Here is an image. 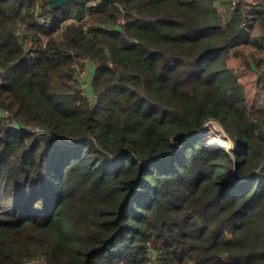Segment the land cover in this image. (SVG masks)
<instances>
[{"label":"trees","instance_id":"obj_1","mask_svg":"<svg viewBox=\"0 0 264 264\" xmlns=\"http://www.w3.org/2000/svg\"><path fill=\"white\" fill-rule=\"evenodd\" d=\"M52 1L0 0V264H264V116L216 0Z\"/></svg>","mask_w":264,"mask_h":264},{"label":"crops","instance_id":"obj_2","mask_svg":"<svg viewBox=\"0 0 264 264\" xmlns=\"http://www.w3.org/2000/svg\"><path fill=\"white\" fill-rule=\"evenodd\" d=\"M226 3L230 5L229 0L216 2L223 18L224 29L236 32L237 50L241 51L240 47L247 45L248 53L254 57L248 63L242 57L236 58V70L246 90L248 107L250 111L264 116V32L257 23L253 22V11L259 0H236V14L233 18H231L230 8H227L223 15L221 14L219 5H226Z\"/></svg>","mask_w":264,"mask_h":264},{"label":"rangeland","instance_id":"obj_3","mask_svg":"<svg viewBox=\"0 0 264 264\" xmlns=\"http://www.w3.org/2000/svg\"><path fill=\"white\" fill-rule=\"evenodd\" d=\"M217 1L218 0H216V2ZM233 1L234 0H229V4L230 5H228L227 3H226V5H221V4L219 5L220 11H221V14L222 15L225 13V10L227 8H230L232 10L231 11V18L234 17V15L236 14V7H235L236 6V0L234 1L235 3H233ZM225 6H227V7H225ZM229 6H232V7H229ZM85 18H89V17H87V15L86 16H82L79 13L76 12V13H74L69 18V20H67L63 24V26L65 27V26H67L69 24H76L77 25L81 20H83ZM76 19H78L79 21L78 22L73 21V20H76ZM50 22H51V20L50 19H47V18H43V19L40 18V20H39V23L40 24H43V25L48 24ZM58 36H60V35H58ZM240 48H241V52H243L244 55L245 54L247 55V56L245 55V57H246V59L248 61H251V60L254 59V57H252L250 55V53H248L249 47L247 45H243V47H240ZM229 64H230L231 67H233V68L236 69V58L234 57V58L230 59ZM77 67H78V72H79V70L81 68V63L80 64H77L76 65V68ZM89 69H91V66L88 65V68H87V66L85 65V73L87 74L85 76H82L85 73L83 74V73L79 72V78H78L79 81L78 80L76 81V86H73V88H75V87H81V90H83V88L86 87V88L89 89V81H90V77H91V73H89V75H88V70ZM7 113L8 112H6V111H0V117H3L4 123L7 125V123L16 122V120L12 118V114L11 113H8L7 114ZM210 126L211 127L208 128L209 133H208L207 137H205L206 140H207V145L208 146H211L210 145V142L213 141V140H215V139L220 140V142H222V144H223V142L225 140V143L227 141V143H226L225 146L228 148V150H233L234 147H233L232 139H231L230 135L226 132V130L223 128V126L219 122H217V121H214V123L211 124ZM33 131H39L40 133H45V131L42 130V129H40V130L39 129L38 130H33ZM46 259L47 258H45V256L39 255L34 260H32L30 262V264H45L46 261H47Z\"/></svg>","mask_w":264,"mask_h":264},{"label":"built area","instance_id":"obj_4","mask_svg":"<svg viewBox=\"0 0 264 264\" xmlns=\"http://www.w3.org/2000/svg\"><path fill=\"white\" fill-rule=\"evenodd\" d=\"M234 3H235V2H234ZM92 6H97V2H93V3H92ZM87 17H89V15H87ZM73 18H74V17H73ZM89 20H90V17H89V18H85V19L81 20L78 24H82V25L84 26L85 29L91 28L92 25L90 24ZM73 21L78 22L79 20L76 19V20H73ZM43 45H45V42H43ZM85 65H86L87 68H88V65H87L86 62H82V63H81V68H80L79 72H81V73H83V74L85 73ZM77 70H78V67H77ZM89 73H90V69L88 70V75H89ZM85 75H87V74L85 73V74L82 75V76H85ZM85 78H86V77H85ZM82 94H83L84 96L89 97V96H90V91H89V89L86 88V87H84L83 90H82ZM7 114H8V113H7ZM213 123H214V120H211L210 122H208L207 125H206V128H210V127H211L210 125L213 124ZM7 125H8L10 128H12V129L18 128V125L16 124V122L7 123ZM260 170H261V171L264 170V162L262 163V165H261V167H260Z\"/></svg>","mask_w":264,"mask_h":264},{"label":"water","instance_id":"obj_5","mask_svg":"<svg viewBox=\"0 0 264 264\" xmlns=\"http://www.w3.org/2000/svg\"><path fill=\"white\" fill-rule=\"evenodd\" d=\"M69 2V0H53V6L54 8L58 9V8H62L64 5H66ZM97 26H92L91 29H96ZM90 29V30H91Z\"/></svg>","mask_w":264,"mask_h":264},{"label":"bare ground","instance_id":"obj_6","mask_svg":"<svg viewBox=\"0 0 264 264\" xmlns=\"http://www.w3.org/2000/svg\"><path fill=\"white\" fill-rule=\"evenodd\" d=\"M210 145L212 147H219V146L222 145V142H220V140H218V139H215V140H213V141L210 142Z\"/></svg>","mask_w":264,"mask_h":264}]
</instances>
